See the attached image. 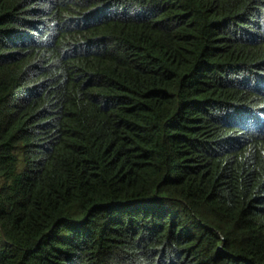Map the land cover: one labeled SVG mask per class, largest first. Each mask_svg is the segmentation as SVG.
Segmentation results:
<instances>
[{
  "label": "trees",
  "instance_id": "16d2710c",
  "mask_svg": "<svg viewBox=\"0 0 264 264\" xmlns=\"http://www.w3.org/2000/svg\"><path fill=\"white\" fill-rule=\"evenodd\" d=\"M0 264H264V0H0Z\"/></svg>",
  "mask_w": 264,
  "mask_h": 264
}]
</instances>
